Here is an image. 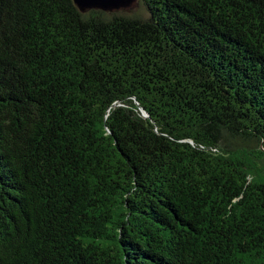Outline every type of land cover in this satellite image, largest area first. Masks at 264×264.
Instances as JSON below:
<instances>
[{"label": "trees", "instance_id": "1", "mask_svg": "<svg viewBox=\"0 0 264 264\" xmlns=\"http://www.w3.org/2000/svg\"><path fill=\"white\" fill-rule=\"evenodd\" d=\"M0 264H264V0H0Z\"/></svg>", "mask_w": 264, "mask_h": 264}, {"label": "water", "instance_id": "2", "mask_svg": "<svg viewBox=\"0 0 264 264\" xmlns=\"http://www.w3.org/2000/svg\"><path fill=\"white\" fill-rule=\"evenodd\" d=\"M135 0H73L80 11L85 12L90 9H100L102 11L112 12L124 10L131 6Z\"/></svg>", "mask_w": 264, "mask_h": 264}, {"label": "rangeland", "instance_id": "3", "mask_svg": "<svg viewBox=\"0 0 264 264\" xmlns=\"http://www.w3.org/2000/svg\"><path fill=\"white\" fill-rule=\"evenodd\" d=\"M138 6H139V5H138ZM138 6H137V7H138Z\"/></svg>", "mask_w": 264, "mask_h": 264}]
</instances>
